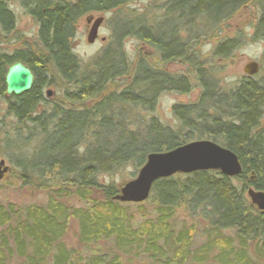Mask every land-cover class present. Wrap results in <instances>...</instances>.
Wrapping results in <instances>:
<instances>
[{
    "label": "trees",
    "instance_id": "1",
    "mask_svg": "<svg viewBox=\"0 0 264 264\" xmlns=\"http://www.w3.org/2000/svg\"><path fill=\"white\" fill-rule=\"evenodd\" d=\"M21 1L37 23V39L34 47L0 52V98L6 96L8 68L17 62L27 66L33 87L9 96L6 111L16 125L13 149L29 150L16 158L17 177L44 193V202L0 199V264L15 257L23 264H124V255L133 252L148 264H264V215L246 197L249 188L264 192V80H242L218 93L205 83L190 45L208 34L218 40L238 12L261 2L163 0L162 16L152 23L144 16L112 20V43L83 65L73 52L79 22L142 0ZM17 34L10 3L0 0V36L18 40ZM254 37L264 43V4ZM126 38L150 45L160 63L149 64L144 51L132 60L121 46ZM217 43L219 57L235 46L231 40ZM171 61L193 67L203 83L197 104L173 108L177 130L149 116L162 92L192 90L184 77L163 70ZM47 87L65 89L45 113L39 109L47 102ZM202 139L237 155L241 175L176 174L158 180L147 202L115 199L120 187L109 177L131 170L127 181L133 180L148 155ZM71 199L82 206L69 204ZM179 211L206 222L200 245L196 227L177 226ZM73 221L84 255L63 241Z\"/></svg>",
    "mask_w": 264,
    "mask_h": 264
},
{
    "label": "rangeland",
    "instance_id": "2",
    "mask_svg": "<svg viewBox=\"0 0 264 264\" xmlns=\"http://www.w3.org/2000/svg\"><path fill=\"white\" fill-rule=\"evenodd\" d=\"M258 2H261L258 6L251 5L238 12L228 23L220 36H217L218 40L214 38L212 40L210 36L213 35L208 34L209 37L205 35L197 44L190 43V45L194 47L193 52L198 56V58L194 60L199 63L203 70L202 76L205 83L215 86V91L218 93L226 94L230 92L238 87L242 80L251 79L254 82L264 80V43L254 37V26L260 17L264 0H258ZM163 7V0H142L108 14L103 13L86 16L79 22L75 38L73 39V52L83 65L92 64L94 59L113 41L112 20L132 19L144 16L149 23H152L153 19L162 16ZM10 8L17 19L18 40L11 36L7 39H3V37L0 36V52L8 54H11L15 49H20L21 47H34L37 39V23L32 16L26 13V10L22 6V1L14 0L10 3ZM89 17H93V20L104 17V22L99 31V37L94 44H88L87 42V37L91 30V24L89 25L87 23V18ZM224 40L234 41V49H230L229 54L224 57L216 56L214 54L215 45L217 46V42H222ZM121 46H123L127 55L129 57L131 56L132 60H136L137 56L144 51L150 62L149 64L156 65V63L153 62V60L155 61V59H157L155 56L156 53L150 45L143 46L140 43L138 44L136 40L126 38ZM156 61L160 63L159 59ZM252 62L258 63L260 70L253 77H249L244 73V68ZM162 67L169 75L184 77L192 89L188 93H179L176 91L162 92L155 106V111L149 115L150 117H157L162 124L177 130L180 128V124L173 113V108L176 105L189 106L197 104L203 94V89L201 87L203 83L198 81L199 75L195 73V69L181 61H171L162 65ZM64 89V87H62V89L55 87L45 88L44 95L47 98V102L41 105L39 109L40 112L48 113L52 103L60 102L63 97ZM48 92H50V95H48ZM8 97L9 96L6 95L4 98H0V162L2 160L5 161V167L7 168V171L0 180V199L5 203L24 205L41 204L44 202V193L40 192L38 189L24 186L16 174L18 172L14 165L16 158L19 156V153L28 154L29 150L28 148H22L20 151L16 148L13 149L15 146L13 143L16 142L13 138L16 125L6 111V99ZM261 128L264 129V120ZM19 131L23 137L26 136V133L23 132L21 128ZM10 145H13L12 148H9ZM3 169L4 167L2 170ZM130 171L131 170L120 172L108 179L113 180L121 188L128 182ZM68 203L82 206V203L78 202L76 199H71ZM178 219L177 226H181L183 222H185L188 226L196 227L197 234L195 235V242L196 245H200L204 241V237L200 232L206 227V222L197 218H189L183 211L178 212ZM77 235L78 222L73 221L70 224L67 234L63 238L64 244L68 248H74L84 255L86 251L79 247ZM104 250L102 249V251ZM134 253L135 252H133V255H124V264L149 263L146 260L144 261V258L134 255ZM9 264H23V259L15 257Z\"/></svg>",
    "mask_w": 264,
    "mask_h": 264
},
{
    "label": "water",
    "instance_id": "3",
    "mask_svg": "<svg viewBox=\"0 0 264 264\" xmlns=\"http://www.w3.org/2000/svg\"><path fill=\"white\" fill-rule=\"evenodd\" d=\"M8 3L14 0H5ZM104 17L93 20L87 18L91 30L87 37L88 44H94ZM260 70L256 62L249 63L244 73L253 77ZM34 84V75L24 64L17 62L11 65L5 76L6 95L20 96L29 92ZM50 95V92H48ZM4 169L2 170V168ZM242 165L237 155L229 149L207 139L191 141L171 151L148 155L145 165L139 169L136 177L120 188L115 197L120 203L141 204L147 202L152 194L154 184L161 179L176 174H192L200 171H220L223 175L236 178L242 173ZM7 171L5 161L0 162V180ZM247 199L255 210L264 215V192L249 188Z\"/></svg>",
    "mask_w": 264,
    "mask_h": 264
}]
</instances>
